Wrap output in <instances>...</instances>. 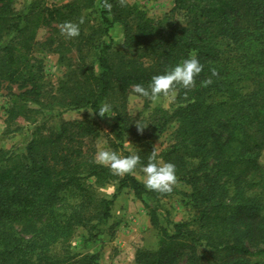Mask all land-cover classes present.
I'll list each match as a JSON object with an SVG mask.
<instances>
[{
  "label": "trees",
  "instance_id": "trees-1",
  "mask_svg": "<svg viewBox=\"0 0 264 264\" xmlns=\"http://www.w3.org/2000/svg\"><path fill=\"white\" fill-rule=\"evenodd\" d=\"M97 1L103 32L108 35L115 23L122 24L127 52L121 67L117 68L111 46L103 42L99 46L102 71L97 73L94 64L86 63L83 50L90 42L80 29L73 44L78 45L81 53L82 79L77 81L67 106L90 107L96 111L104 100L116 98L118 103L113 108L119 119L116 124L119 138L124 137L125 129H130L138 139H146L143 121L132 126L135 117L127 109L133 86L140 84L147 88L154 75L163 74L183 59L197 58L203 71L196 77L195 86L190 89L176 86L172 90L177 91L178 106L173 112L158 107L155 127L165 128L178 121L176 133L181 143L206 133L216 136V126L231 125L239 133L225 142L216 136L215 142L224 170L244 179L245 185L238 193L241 205L248 208L238 206L232 219L245 227L249 242L258 245L257 248L253 250L239 239L238 230L229 224V217L219 215L220 204L194 208L191 221L213 222L215 229L206 234L205 240L211 250L225 253L223 264H264L260 262L264 259V163L261 160L264 156V0H174V10L181 19H152L127 0H70L53 6L46 0H32L20 10L16 7L18 0H0V86L3 80L15 82L24 72L26 86L25 90L12 94L7 131H14L20 118L34 120L29 105L31 96L40 103L42 87L37 78L42 66L35 71L33 60L36 58L31 55L39 44V29L53 27L57 34L40 44L61 53L66 41L62 39L60 26L68 21L78 23L84 9L93 7ZM127 56L131 59L126 62ZM213 69L218 75H212ZM250 82L252 89L244 91ZM139 125L144 127L143 131ZM98 135V125L87 117L63 120L58 128L52 129L43 122L34 129L26 154L6 151L0 154V264H75L79 261L76 255L58 258L45 255L42 261V255H35L36 244L24 240L20 235L22 228L18 227L20 224L26 228L33 226L37 212L51 204L50 198L60 197L65 180L87 199L88 205L97 201L104 218H108L117 194L112 199L98 197L87 181L91 177L98 186L119 179L118 192L131 188L139 197L153 193L165 197L170 193L146 189L134 172L118 178L109 167L96 163L92 154L82 151L80 142ZM179 152L176 144L171 146L166 152L167 162L175 165L176 176L192 182L187 179L188 168ZM129 155L132 154L127 152L126 157ZM141 162L148 163L146 159ZM81 204L82 208L86 206L84 200ZM75 221L84 224L82 211L75 213ZM151 223L159 234V249H139L135 264H163L162 253L172 251L174 245H185L191 238L185 233L190 221L176 224V231L171 232L160 225L154 209ZM72 232L70 227L64 241ZM207 261L218 264L210 257ZM80 264L98 263L96 256H92Z\"/></svg>",
  "mask_w": 264,
  "mask_h": 264
},
{
  "label": "rangeland",
  "instance_id": "rangeland-1",
  "mask_svg": "<svg viewBox=\"0 0 264 264\" xmlns=\"http://www.w3.org/2000/svg\"><path fill=\"white\" fill-rule=\"evenodd\" d=\"M69 1L46 0L50 6L62 5ZM127 1L138 6L152 19L165 17L181 19L179 13L174 10V0ZM30 2L32 0H18L16 7L19 10L26 8ZM81 18H83V23L79 21L77 24H79V29L83 30L85 39L90 42L89 46L83 50L86 63L94 64L97 73L102 71L99 63V46L105 42L111 46L113 59L117 68H120L127 52V47L124 45L123 25L115 23L106 35L103 32L104 26L101 24L98 1L93 7L84 9ZM53 34H57L53 27L40 28L37 34L39 44L31 54L36 58L33 60V69L36 71L39 66H42L37 78L42 87L41 95L38 97L40 103L35 101L34 96L29 98L34 120L18 119L14 125L15 130L11 132L7 131L6 119L12 106V94L25 90L26 86L23 85L25 72L15 82L3 80L1 83L0 99L3 104L0 110V154L3 151L26 154L34 129L43 122H46L52 129L58 128L63 120L87 117L98 125L99 135L85 138L80 142L84 153L92 154L95 158L97 146L101 145L118 152L122 157H126L128 152L148 161V157L155 148L158 151L159 162L166 163L169 158L166 152L176 144L180 148V158L186 162L188 168L187 179L192 182L176 176V184L167 196L162 197L153 193L139 197L131 188H124L118 192L119 179L105 186H98L95 184V178L91 177L87 181L93 185L98 197L112 199L114 194H117L108 218H104L99 212L97 201L88 205L87 199H83L77 190L65 180L60 188V197L53 195L50 198L51 204L37 212L32 222L33 226L28 228L23 224L18 226L22 228L21 237L36 244L35 255H42V261L46 259L45 255L49 258L76 255L79 261L75 264H80L81 261L92 256H96L98 264H135L139 249H159V234L151 223V210L155 209L160 225L171 232L176 231V224L190 221V224L185 227V233L191 238L187 239L185 245H174L172 251L162 253L161 262L163 264H208L207 258L209 257L218 264H223V259H226L225 253L211 250L207 247L205 240L206 234L215 229L213 222L191 221L194 208L210 204L222 205L219 208V215H227L229 224L238 230L239 239L255 250L258 245H252L249 242L245 227L235 223L232 219L234 210L242 206L238 190L245 185L244 179L224 170L215 142L216 136L225 142L231 135L239 134L233 126H216L214 129L216 136L206 133L181 143L176 133L180 125L178 121H173L165 128H160L155 127L154 120L158 107L166 108L171 112L176 109L178 106L177 91H171L168 97L162 95L155 100L147 99V101L131 92L127 109L135 117L132 126H137L140 121H143L147 138L138 139L130 129H125L124 137L119 138L116 129L119 119L113 108L118 103L116 98L101 102V105L104 103L110 105L109 115L111 116L94 115L88 111H95L90 107L74 109L67 106L66 103L76 91L77 81L82 79V72L79 68L81 53L77 50L78 45L73 44L78 37L69 39L62 35L66 44L61 49V53H55L40 44ZM128 58L131 59L127 56L126 62ZM252 86L250 82L244 91L249 92ZM215 98L219 97L215 96ZM261 160L264 163V156ZM142 165L141 162L134 170V174L140 181L143 178ZM221 167L223 170L219 173ZM121 177L118 175V178ZM83 200L86 206L82 208ZM80 211L85 216L84 224H78L75 221V213ZM70 227L73 230L72 235L64 241ZM260 262L263 263L264 259ZM39 264H44V262Z\"/></svg>",
  "mask_w": 264,
  "mask_h": 264
},
{
  "label": "clouds",
  "instance_id": "clouds-1",
  "mask_svg": "<svg viewBox=\"0 0 264 264\" xmlns=\"http://www.w3.org/2000/svg\"><path fill=\"white\" fill-rule=\"evenodd\" d=\"M110 7V5H106ZM80 23H83L81 18ZM61 34L66 38L78 37L80 34L79 24L68 21L60 26ZM203 71V65L195 57L183 59L166 70L163 74L154 75L145 88L143 85L136 84L133 86L134 92L142 97L155 100L160 96L168 97L170 92L180 86L183 89H190L195 86L196 77ZM212 75H218L215 69L212 70ZM211 83V80H208ZM110 105L102 104L98 110H88L92 114H99L101 117L111 116ZM140 131L144 127L139 125ZM95 162L105 167H109L115 175L123 176L133 173L137 165L141 163L139 155H129L122 157L118 152L111 150L108 147L101 145L97 146ZM143 172L142 182L146 189L162 193L171 192L176 184V167L171 162L160 163L158 159V151L154 148L151 155L148 157V163L141 166Z\"/></svg>",
  "mask_w": 264,
  "mask_h": 264
},
{
  "label": "built area",
  "instance_id": "built-area-1",
  "mask_svg": "<svg viewBox=\"0 0 264 264\" xmlns=\"http://www.w3.org/2000/svg\"><path fill=\"white\" fill-rule=\"evenodd\" d=\"M2 100L0 99V110H1V108H2Z\"/></svg>",
  "mask_w": 264,
  "mask_h": 264
}]
</instances>
